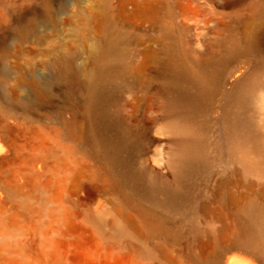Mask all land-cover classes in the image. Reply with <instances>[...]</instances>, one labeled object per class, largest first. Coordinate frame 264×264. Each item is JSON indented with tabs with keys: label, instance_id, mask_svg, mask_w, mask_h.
Returning <instances> with one entry per match:
<instances>
[{
	"label": "rangeland",
	"instance_id": "1",
	"mask_svg": "<svg viewBox=\"0 0 264 264\" xmlns=\"http://www.w3.org/2000/svg\"><path fill=\"white\" fill-rule=\"evenodd\" d=\"M234 257L264 264V0H0V264Z\"/></svg>",
	"mask_w": 264,
	"mask_h": 264
},
{
	"label": "bare ground",
	"instance_id": "2",
	"mask_svg": "<svg viewBox=\"0 0 264 264\" xmlns=\"http://www.w3.org/2000/svg\"><path fill=\"white\" fill-rule=\"evenodd\" d=\"M196 147L197 146L195 145V143L189 144L188 147L186 148L185 154L181 157L179 162V173H178L180 176L184 175L195 161V151L197 149ZM245 260L234 257L227 260L226 264H252L250 261H245Z\"/></svg>",
	"mask_w": 264,
	"mask_h": 264
}]
</instances>
